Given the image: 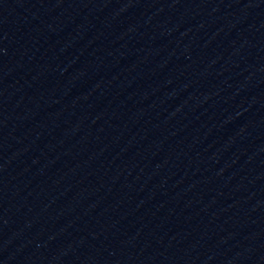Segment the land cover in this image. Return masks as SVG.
Instances as JSON below:
<instances>
[{"label":"water","instance_id":"water-1","mask_svg":"<svg viewBox=\"0 0 264 264\" xmlns=\"http://www.w3.org/2000/svg\"><path fill=\"white\" fill-rule=\"evenodd\" d=\"M0 264H264V0H0Z\"/></svg>","mask_w":264,"mask_h":264}]
</instances>
